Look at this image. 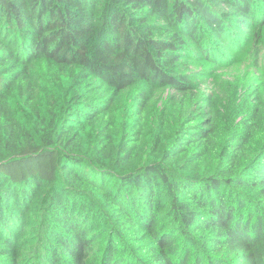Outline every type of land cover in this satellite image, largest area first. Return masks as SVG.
<instances>
[{
	"label": "trees",
	"instance_id": "trees-1",
	"mask_svg": "<svg viewBox=\"0 0 264 264\" xmlns=\"http://www.w3.org/2000/svg\"><path fill=\"white\" fill-rule=\"evenodd\" d=\"M231 52L264 68V0H0V264H264Z\"/></svg>",
	"mask_w": 264,
	"mask_h": 264
},
{
	"label": "rangeland",
	"instance_id": "rangeland-1",
	"mask_svg": "<svg viewBox=\"0 0 264 264\" xmlns=\"http://www.w3.org/2000/svg\"><path fill=\"white\" fill-rule=\"evenodd\" d=\"M231 54L234 57L226 63L203 60L202 67L209 73L215 90L220 91L221 87L228 90L231 87L245 94H254L258 90L264 94V68H254L241 53Z\"/></svg>",
	"mask_w": 264,
	"mask_h": 264
}]
</instances>
